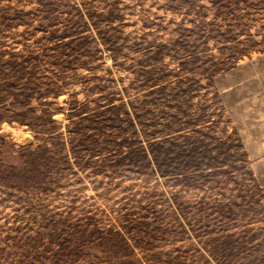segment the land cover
I'll return each mask as SVG.
<instances>
[{
    "label": "rangeland",
    "instance_id": "obj_1",
    "mask_svg": "<svg viewBox=\"0 0 264 264\" xmlns=\"http://www.w3.org/2000/svg\"><path fill=\"white\" fill-rule=\"evenodd\" d=\"M264 253V0H0V264Z\"/></svg>",
    "mask_w": 264,
    "mask_h": 264
},
{
    "label": "trees",
    "instance_id": "obj_2",
    "mask_svg": "<svg viewBox=\"0 0 264 264\" xmlns=\"http://www.w3.org/2000/svg\"><path fill=\"white\" fill-rule=\"evenodd\" d=\"M242 262H246V264H264V253L257 256L249 255L247 259L242 258Z\"/></svg>",
    "mask_w": 264,
    "mask_h": 264
}]
</instances>
